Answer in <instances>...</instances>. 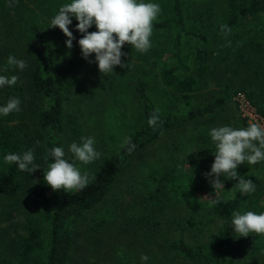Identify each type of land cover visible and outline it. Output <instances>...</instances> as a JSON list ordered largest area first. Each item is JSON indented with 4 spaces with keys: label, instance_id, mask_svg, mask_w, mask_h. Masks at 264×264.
Segmentation results:
<instances>
[{
    "label": "trees",
    "instance_id": "1",
    "mask_svg": "<svg viewBox=\"0 0 264 264\" xmlns=\"http://www.w3.org/2000/svg\"><path fill=\"white\" fill-rule=\"evenodd\" d=\"M195 1L202 7L210 0H137L138 3L160 5L161 12L153 21V29L170 34V47L165 49L158 44L152 45L146 53H141L128 44L123 46L122 52L126 55L122 58L131 61L137 56L142 62L145 56L149 59L150 68H142L134 90V96L141 105L143 120L131 137L130 144L120 147L106 158L87 187L66 192L63 189L54 191L47 185L44 169L54 162L48 155L49 149L63 148L65 125L69 124V129L76 133L80 129L79 117L73 113L66 114L68 75L63 72L62 59L58 57L54 43L47 38L45 28L30 18L32 8L29 7L28 13L20 8L22 15L19 16L20 9L12 7L21 21L20 31L26 40L24 47H30L34 57L20 71L25 79L14 66L9 65L3 70L0 68V75L19 77L16 85L0 88V106L7 103L3 99L18 97L19 94L21 102L24 98L35 102L37 109L31 121L39 131L44 151L39 154L34 152V163L39 168L33 173L19 170L15 163H5L7 154L23 153L34 148L29 144L31 128L23 126L26 129L22 132V126L18 124L23 122V114L13 125H8L6 116L0 115V191L18 194L32 184L37 172L41 174L35 189V210L26 215L23 224L26 232L12 239V246L10 243L1 245L0 264H70L76 225L87 214L95 213L110 197L116 202V199L124 200L126 193L133 194L131 199L137 203L135 208L143 207V210L135 212L131 222L121 223L122 228L119 229L120 233L131 232L130 240L137 244L135 259L138 262L131 256L124 257V249H119L117 253L118 246L108 241L105 250H110L106 252V261L102 264H146L141 261L142 254L148 256L149 264H254L258 256L264 254V234L249 233L243 239L232 225L233 211L264 213V205L258 204L264 193V172L257 175L253 172L254 165L247 162L238 166L239 176L245 180L251 179L256 185V191L251 194H242L239 189H234L238 180L235 184L232 179L223 176L220 180L224 187L214 189L209 180L215 177L205 176L211 171L215 160V143L210 130L225 125L235 128L229 117H219L226 113L235 93L245 92L247 99L264 118V0H225L226 7L217 22L213 19V8L209 7L207 17L199 19L200 25L197 23L198 31L189 27L186 16V5H193ZM70 2L36 0L33 5L43 14L53 17L63 4ZM5 14L13 18L6 10ZM77 23L72 17L69 28L75 36L74 40L81 34L76 29ZM222 24L231 31L222 33ZM240 24L245 31L259 32L261 40L255 42L252 35L245 37L235 32ZM214 42L216 47L213 49L211 43ZM2 47L6 49V46ZM153 73L171 91L174 99L183 103L182 110L160 111V123L155 129L148 125L150 114L157 108L148 92L149 74ZM213 81L219 86L218 90H212ZM208 90L210 94L213 93L212 98L189 108L197 97ZM243 121L247 123L246 118ZM189 125L194 126L190 144L194 145L195 155L189 157L188 166L178 161L169 163L161 156L146 159L137 170L144 190H116L122 171L139 153L155 146L165 134ZM45 156L48 158L45 159ZM215 191H219L217 200L213 196ZM210 202L211 206L222 205V227L210 241L196 246L192 242L193 233H202L206 222L201 217ZM107 213L94 216L98 218L90 227L92 231L105 224L111 227L115 221L111 217L112 210L108 209ZM7 230L9 232L10 229L1 228L0 235L7 236ZM243 241L245 246L240 247ZM234 249L237 252L234 253Z\"/></svg>",
    "mask_w": 264,
    "mask_h": 264
},
{
    "label": "rangeland",
    "instance_id": "2",
    "mask_svg": "<svg viewBox=\"0 0 264 264\" xmlns=\"http://www.w3.org/2000/svg\"><path fill=\"white\" fill-rule=\"evenodd\" d=\"M35 1L36 0L0 1V49L3 48V45L6 46V49L3 48V52L0 54V68L3 70L9 66L7 64L9 55H14L17 59L26 61L27 65L33 61L34 54L32 49L30 47H24L26 40L23 38L22 32L20 31L21 21L19 18L20 14L22 15L20 8L25 9L28 13L29 7H31L32 13L30 18L34 19L38 24L43 25L45 28L47 38L54 43L58 57L62 59L63 65H61V67H63V72H66L68 75L66 79L68 83L67 92L69 100L66 105V114L73 113L79 117V132L76 133L71 131L69 129V124L65 125L66 129L62 139L65 159H68L70 162L74 160L73 154L69 151V146L73 142L80 143L81 137L94 138L96 141L95 148L100 152V157L89 164L75 161L76 167L80 169L81 173L87 172L91 177L94 176L104 160L120 148V145L126 138L131 139L136 128L143 120L141 105L134 96V90L141 70H143L142 68H150L148 63L149 59L145 55L143 62L137 56H134L131 61L122 58V61L128 65L126 68L116 66L113 71L103 75L97 63L89 62V60L95 61V54H92L88 59L83 58L78 43L79 39L82 38V34H80L78 39L73 40V47L68 48L66 45L68 37L65 36L59 27H51L50 21L54 16L49 17L47 14H43L42 10L33 5ZM12 7L20 9L21 12H19V16L18 12L12 9ZM209 7L213 8V19L217 22L220 13L223 12V9L226 7V1L210 0L206 4H203L202 7L198 5V1H195L193 5H186V16L189 27L192 30H199V28H197V23H201L199 21L201 17L204 19L207 17V9H209ZM195 8H197V10H195ZM5 10L6 12H10L13 18L6 15ZM195 18H197L198 22L195 21ZM70 26H72V24ZM95 27L96 26L93 25L89 31H97ZM235 32L242 33L245 37L252 35L255 42L261 40L259 32L256 30L253 32L245 31L241 28V24L236 28ZM235 32H233V34H235ZM170 40L171 36L167 34V32L153 29L152 36L150 37L151 46L158 44L162 48L169 49ZM240 40L238 42H240ZM262 40H264V35H262ZM215 45V42L214 44L211 43L213 49L216 47ZM73 58H76V60H73ZM70 64L72 65L70 66ZM18 71L25 79V76L20 72L21 70L18 69ZM215 83L214 81L211 83V86H213L212 90L219 89V86L215 85ZM148 92L160 111L173 112L174 110H182V101H176L171 91H168L164 85H162L161 81L157 80L156 74L154 73L152 75L149 74ZM238 92H242L246 95L243 91ZM237 93L234 94L232 98L233 102L228 105L229 108L226 113H223V115L221 114L219 117L223 119L224 116H227L230 118L235 128H243L254 122L244 115L238 101L235 99ZM19 95L17 98H19ZM212 97V92L210 94L209 90L205 91L200 97L196 98V101L191 104L189 108L196 106V104L200 102H207ZM10 98L11 97L3 99V102H7ZM19 99L21 101V98ZM93 104L95 108H93ZM253 107L256 109L254 105ZM20 108L21 111L7 115L5 122L8 123V125L17 124L19 116L23 114V122L21 121L22 123L18 124L22 126V132L26 128H31L29 130L31 137L29 144L33 146L34 152L39 154L44 151V146L41 144L38 135L39 131L31 121L37 109V105L35 102H30L29 99L27 101L24 98L23 102L20 104ZM2 117H4V115ZM244 118L247 119V123L243 121ZM67 121L68 120L65 119V123H67ZM23 126H26V128H23ZM262 127H264V125H262ZM193 128V125H189L177 129L172 133L165 134L155 146L149 147L139 153L122 171L119 185L116 190L124 192L126 188L132 191L144 190L140 184L139 173L137 172L143 160H153L161 156L165 157V161L169 163L178 161L188 166L189 157L191 158L192 155H195L193 153L195 151L194 145L192 146L190 144ZM253 172L259 176L262 175L264 172V161L255 164ZM40 177V172H37L32 184L18 194H5L3 191H0V229H10L9 232L8 230L6 232L8 233L7 236L0 235V247L2 244H11L12 246V239H16L25 234L26 231L23 224L26 215L33 213L35 210V189L39 184ZM236 181L237 180H233L235 184ZM125 195L126 198L124 200L116 199L118 200L116 202L110 197L95 213L87 214L85 219H82L76 225L74 229V247L70 256V264H102V262L106 261L104 257L106 252L110 250L109 248L105 250V244H107L108 241L118 246L117 253L119 249H124V257L131 256L133 260L137 261V259H135L137 244L130 240L132 236L131 232L120 233L119 229L122 228L121 223L123 224L125 221L131 222V218H135V212L143 210V207L137 206V208H135L137 203H134L131 199L133 194L126 193ZM213 196H215V200H217V198H219V191H215ZM221 197H223V195H221ZM258 204L261 206L264 205V193L262 194V198L258 200ZM211 205L212 203L210 202V206L204 209V213L201 217V219L206 222V224H203L202 233L185 232L194 234L192 242L196 246L204 245L207 241H210L211 237L222 227L223 214L220 211L222 205ZM108 209L112 210L111 217L115 220L111 227L110 225L106 227L107 224H105L102 227L93 228L92 231L90 227L92 224L94 225V219L98 218L97 216L94 218V216L109 214L107 213ZM123 214H125L124 219ZM131 229L135 231L133 226H131ZM244 238L246 237H243V239ZM243 246H245L244 241L241 243L240 247ZM233 252H237L236 249H234ZM145 263L149 264L148 260ZM254 264H264V254L259 255L258 261Z\"/></svg>",
    "mask_w": 264,
    "mask_h": 264
},
{
    "label": "clouds",
    "instance_id": "3",
    "mask_svg": "<svg viewBox=\"0 0 264 264\" xmlns=\"http://www.w3.org/2000/svg\"><path fill=\"white\" fill-rule=\"evenodd\" d=\"M11 6V5H10ZM161 12V7L156 3H138L137 0H71L63 4L57 14L51 19V27H59L68 39L66 45L73 47L75 36L70 31L72 17L78 21L76 29L82 34L78 43L83 58L88 59L95 54V61L103 75L114 70L116 66L126 68L128 65L122 61L126 53L122 52L125 44L134 47L141 53H146L151 48L150 37L153 33V21ZM95 25L97 31L89 29ZM227 25H221V32H230ZM7 64L23 71L27 62L9 55ZM19 77L0 75V88L14 86ZM21 101L17 97H11L6 105L0 106V115L7 116L13 112L21 111ZM160 109L157 107L149 116L148 125L156 128L160 123ZM163 134V133H161ZM210 136L215 143V160L211 165V171L205 173L210 179L209 183L214 189L224 187L220 177L238 180L233 187L239 189L242 194H251L256 191V185L251 179L245 180L239 176L237 168L247 162L255 165L264 161V127L257 123H250L247 127L234 128L228 125L214 127L210 130ZM39 143V142H37ZM96 141L92 137H81V142H73L69 151L74 160L65 159V151L62 147L49 149L54 162L49 163L44 169V180L54 191L59 190H83L95 176H89L87 172L81 173L76 167L75 161L83 164L94 162L100 157V152L95 148ZM130 144V138H126L120 145L124 148ZM131 151V149H129ZM48 157L45 156V159ZM34 149H28L23 153H9L4 157L5 163H15L21 171L34 172L39 167L34 163ZM232 225L239 236L247 237L249 233L264 234V213L247 211L232 212ZM148 256L142 254L141 261L146 262Z\"/></svg>",
    "mask_w": 264,
    "mask_h": 264
},
{
    "label": "built area",
    "instance_id": "4",
    "mask_svg": "<svg viewBox=\"0 0 264 264\" xmlns=\"http://www.w3.org/2000/svg\"><path fill=\"white\" fill-rule=\"evenodd\" d=\"M235 99L238 101L246 117L254 123L260 124L261 126L264 125V118L256 111L244 93L238 92Z\"/></svg>",
    "mask_w": 264,
    "mask_h": 264
}]
</instances>
